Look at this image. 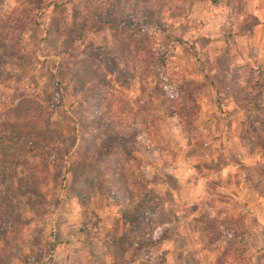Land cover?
Returning <instances> with one entry per match:
<instances>
[{"label": "rangeland", "instance_id": "1", "mask_svg": "<svg viewBox=\"0 0 264 264\" xmlns=\"http://www.w3.org/2000/svg\"><path fill=\"white\" fill-rule=\"evenodd\" d=\"M35 1L0 0V18L24 25V55L0 80V124L27 96L24 108L48 110L50 133L64 144L46 148L44 159L37 149L7 159L14 205L0 201V218L14 227L0 264H264V95L249 90L264 70V0H98L115 28L99 24L70 46L64 37L77 33L86 0L48 9ZM44 46L70 55L45 56ZM80 90L87 102L78 107ZM70 106L84 126L82 150ZM98 120L100 131L90 126ZM121 120L132 125L116 128ZM120 131L132 158L106 145ZM40 165L49 176L43 207L26 180ZM146 190L151 219L163 227L135 261L127 243L143 216L135 203L121 204Z\"/></svg>", "mask_w": 264, "mask_h": 264}, {"label": "trees", "instance_id": "2", "mask_svg": "<svg viewBox=\"0 0 264 264\" xmlns=\"http://www.w3.org/2000/svg\"><path fill=\"white\" fill-rule=\"evenodd\" d=\"M94 0H86L84 1V5L81 8L82 14L78 15L76 14V18L78 19V31L77 33L71 34L68 32V35H65V39L69 37V45L74 44V42H79L83 40V32H98L99 24L101 26L106 25L108 26L109 29H114V23L112 18H102V16L99 14V10L101 9L98 0H96V4H92ZM91 2L92 10L90 11L89 8V3ZM35 4L38 5L40 8L43 9H48L51 6H54L55 0H36ZM86 4V5H85ZM58 6V5H57ZM86 12H88L86 14ZM12 16H15V13H12ZM6 18V17H5ZM0 18V80L3 78L2 73L4 72L5 74V69L6 66L9 65L10 63H13L14 59L20 58L22 55H24L23 48L21 47L22 43V38H23V29L24 25L21 24L18 16L15 19H5ZM14 18V17H13ZM131 18V17H129ZM133 23V21H131ZM130 24V23H129ZM21 30V31H20ZM55 31V30H54ZM60 31V30H56ZM65 31V30H64ZM63 36V34H62ZM46 43V40H45ZM70 49V47H68ZM42 53H44L45 56H60L61 58H64L65 55H70L69 51H64V47H61V52L60 54L54 50V48H51L49 46H44V48L41 49ZM58 53V54H57ZM75 59V58H74ZM88 60V58H87ZM74 64L77 65L76 63H68L67 68L72 67ZM76 72H80V70L77 69L76 67ZM256 80L252 83V87H249V90L251 91V88H257V96L262 97L264 95V70L259 71L258 75L255 76ZM61 79V78H60ZM95 79H91L88 81H94ZM86 82L80 83L81 89L82 87H85L87 85ZM250 93V92H249ZM27 96H24V105H19L18 111L16 113H13L11 116L10 120L8 122L0 124V138L2 139V142H0V170H3V174L0 175V185H4V178L6 175L7 166L9 165L8 163V158L18 156L21 157L22 155H35L36 154V149L38 150V157L44 159V154L43 151H45L46 148H59L61 147V144L63 146V142L60 138L53 136L50 132V116L49 117H44V114L48 112V110H31L28 108H24L26 106V101L25 99ZM75 106L81 107L82 104H86L87 98L83 96L82 91H77V94L75 95ZM92 98H90L91 100ZM96 105H98V102H96ZM73 106V108L75 107ZM97 107V106H96ZM71 106L67 108L69 111L70 115L73 116L74 121L77 125V137L79 138L78 140L81 142L80 143V148L79 150H82L84 148V130L81 126L79 127V124L81 120L77 117V114L75 113L74 109ZM111 110V107L109 108ZM94 112V111H93ZM98 113V111H96ZM117 113V112H116ZM123 113V112H122ZM87 114V113H86ZM93 115V114H92ZM119 115V114H118ZM105 122L102 120H98L95 124L90 125L93 130L100 131L103 129V127H106ZM264 123V122H263ZM121 125H124V128H128L129 125L132 124H123L122 120L118 121L116 124V128L120 127ZM255 127L252 126V129ZM134 129V128H133ZM120 130H122L120 128ZM114 136L116 139L111 138L109 142L106 145H113L120 147L121 151L124 154H127L131 156L134 155L131 150H129L126 146L127 144V136L123 134V131L120 132H115ZM111 136V137H112ZM33 144H37V148L34 146H31ZM105 148V147H104ZM110 151V150H109ZM105 151L104 153L109 152ZM101 150L99 154H93L97 157L100 158L101 155ZM71 154L70 150L69 152L64 153V159H68L66 157L67 155ZM65 161V160H64ZM65 162H60V165L58 166L61 168V164H64ZM68 163V162H66ZM128 166H123L118 169L119 173L124 174L126 172V167H130V164L127 163ZM42 169V170H41ZM47 167L45 165H40L38 166V171L37 173L33 174L32 172H28L27 175L28 179L27 184L28 188L30 191H27L28 193L37 196L38 200L40 201L39 206H44L47 204V198L49 196V191L47 190L44 185L42 184H47L48 183V172H46ZM67 175L69 174L72 178H77L78 176L81 175H76L71 171L70 169L66 172ZM37 175V176H36ZM31 187H30V186ZM149 190H146V192H143L139 196H135L134 199L126 200L127 202H124L121 205H126L128 203H135V209L136 211H139V213L142 214L143 216V224L139 225V228H141V231L137 232L135 237V240L133 243L129 244L127 243L128 251L131 252L130 257L135 258L134 260L137 261V256H138V250L140 248H145L146 246H149L151 244L155 243V240L150 239V236L152 233L154 234L157 229H161L163 226H156L154 224V219L152 220L153 213L152 210H150V207L155 204L153 202L152 194ZM10 190L4 185V187L0 188V201H4V205H6L9 210L13 208V199L14 196L12 197L9 196ZM106 199L108 198V195L104 196ZM141 198V199H140ZM34 206V204L32 205ZM141 209V210H140ZM148 211V213H146ZM9 216H2L0 218V252L2 251L1 249L4 248H9L10 245V240L9 234L13 231V225L12 222H9ZM152 222V223H151ZM152 232V233H151ZM162 231L157 230V232L154 234L155 236L161 235ZM121 240L116 239L114 244H118L122 250H120V258L124 259L126 256L127 249L124 248L123 243L121 244ZM124 249V250H123ZM126 249V250H125ZM140 255L142 260L146 259V254L143 256ZM121 260V259H119Z\"/></svg>", "mask_w": 264, "mask_h": 264}, {"label": "crops", "instance_id": "3", "mask_svg": "<svg viewBox=\"0 0 264 264\" xmlns=\"http://www.w3.org/2000/svg\"><path fill=\"white\" fill-rule=\"evenodd\" d=\"M250 46H248V48H249ZM245 57H248V59L250 60L251 59V57H250V55H246ZM259 71H261V70H257L256 72H255V76H257L258 75V73H259ZM253 77V76H252ZM70 114V113H69ZM162 155V154H161ZM165 155V154H164ZM163 186L161 187V188H164V187H166L164 184H162ZM182 185L184 186L185 185V182H182ZM151 187H153L154 188V186L151 184ZM165 189V188H164ZM168 189H170V191L171 192H173V190L171 189V188H168ZM169 191V190H168ZM81 207H82V205H81ZM117 237V236H116ZM116 239V238H115ZM115 239H113V244H114V242H115ZM84 241H81V242H79V241H76V240H74V244H77V245H82L83 246V251L85 252V246H86V244L85 243H83ZM61 250H62V248H61ZM60 250V251H61ZM59 251V252H60ZM77 252V251H76ZM76 252H74V253H76ZM84 252H82V254H83V261H84V258L85 257H88L89 258V256H87L88 254H84ZM78 253V252H77ZM63 258H65V254H63V256H62ZM54 259H55V257H54Z\"/></svg>", "mask_w": 264, "mask_h": 264}]
</instances>
